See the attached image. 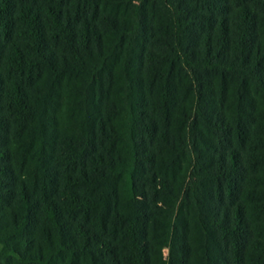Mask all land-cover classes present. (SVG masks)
I'll return each instance as SVG.
<instances>
[{"label":"trees","instance_id":"obj_1","mask_svg":"<svg viewBox=\"0 0 264 264\" xmlns=\"http://www.w3.org/2000/svg\"><path fill=\"white\" fill-rule=\"evenodd\" d=\"M0 264H264V0H0Z\"/></svg>","mask_w":264,"mask_h":264},{"label":"rangeland","instance_id":"obj_2","mask_svg":"<svg viewBox=\"0 0 264 264\" xmlns=\"http://www.w3.org/2000/svg\"><path fill=\"white\" fill-rule=\"evenodd\" d=\"M183 214L184 218H185V224H184V232H183V235L186 239V242L192 246V248H194V246L197 244L196 241H195V238H198V230L195 228V224H194V221H193V218H190L188 217L186 214H185V211H180V215ZM198 235V236H197ZM197 236V237H196ZM198 252V251H197ZM168 250L167 249H163L162 250V257L163 258H168Z\"/></svg>","mask_w":264,"mask_h":264}]
</instances>
